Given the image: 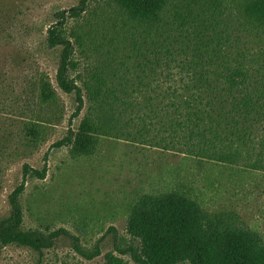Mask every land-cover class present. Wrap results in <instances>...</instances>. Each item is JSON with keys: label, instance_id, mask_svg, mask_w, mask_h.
Returning <instances> with one entry per match:
<instances>
[{"label": "rangeland", "instance_id": "rangeland-1", "mask_svg": "<svg viewBox=\"0 0 264 264\" xmlns=\"http://www.w3.org/2000/svg\"><path fill=\"white\" fill-rule=\"evenodd\" d=\"M78 2L0 0V219L9 214L8 195L22 179L23 164L36 169L46 164L44 179L26 180L23 228L63 227L87 250L99 241L100 254L86 259L61 235L41 254L7 245L0 264H106L108 252L136 264L114 249L135 243L126 229L129 209L145 194L172 189L228 222L256 230L264 240V118L243 121L234 134L206 119L200 128L205 137L191 139L187 127L176 124L182 117L172 108L160 109L172 100L159 96L191 87L192 70L179 42L194 36L213 43L223 37V48L227 39L233 53L244 52L260 67L255 77L264 88V27L246 20L242 0H171L164 20L173 25L175 17L185 16L190 30L179 34L170 28L167 43L157 46L144 39L147 27L128 20L111 0L92 1L80 18L66 22L77 62L72 75L84 93L83 109L71 117L74 93L63 92L55 79L61 46L48 47L45 36L56 22L54 13ZM42 77L56 91L53 103L38 98ZM95 79L104 81V88L115 86L131 103L114 107L111 133L100 136L93 154L73 158L69 147L51 145L88 113L83 83ZM29 126L38 130L37 139L27 132ZM190 147L193 153H187ZM218 153L223 160L210 158Z\"/></svg>", "mask_w": 264, "mask_h": 264}, {"label": "trees", "instance_id": "trees-1", "mask_svg": "<svg viewBox=\"0 0 264 264\" xmlns=\"http://www.w3.org/2000/svg\"><path fill=\"white\" fill-rule=\"evenodd\" d=\"M92 1L99 0H79L69 9L57 10L54 13L56 22L47 28L45 36L48 47L61 46L55 79L63 92L74 93L76 105L71 117H77L83 109L84 93L72 75L77 62L75 47L67 35L66 22L70 18H80ZM111 1L128 20L147 27L144 39H152L154 45L167 43L170 28H175L179 34L190 30L185 16L175 17L178 23L173 25L164 20L171 0ZM239 6L248 22L264 27V0H242ZM190 33L194 34V30ZM223 39H213V43L211 38L194 36L191 42H187L189 38L180 41L185 64L192 70V85L182 92L174 89L171 93L159 95L172 100L160 109L172 108L173 113L182 117L183 120L176 124L181 129L182 126L187 127L184 132L188 138L205 137L204 130L200 128H203L206 119L217 122L215 125L221 127L225 134H234L233 128L243 124V121L264 118V103H261L264 88L255 77L260 73V67H255L252 59L248 61L244 52L233 53L227 39L223 48ZM105 85L100 79H95L92 84L83 83L91 102L89 111L76 129L69 128L67 134L52 143L51 147H69L73 158L95 152L100 136L111 133L114 107L121 103L126 109L125 105L131 103L116 94L115 86L104 88ZM38 98L42 103H53L57 99L55 89L45 77L38 83ZM26 130L33 139H37L35 126ZM207 142L215 147L212 140ZM188 152L193 153L192 147L187 149ZM210 158L223 160L224 154L210 155ZM46 173V164L40 169L23 164L22 179L8 195L9 214L0 219V251L13 244L41 254L44 249L53 247L55 240L63 235L72 239L74 249L84 258L98 256L99 241L87 250L80 245L77 236L63 227L53 230L23 228L21 197L26 180L28 177L44 179ZM126 229L135 243L125 248L114 244V249L120 254L128 253L136 264H264L261 234L206 211L197 200L181 190L141 196L129 209ZM105 259L106 264H125L112 252H108Z\"/></svg>", "mask_w": 264, "mask_h": 264}]
</instances>
